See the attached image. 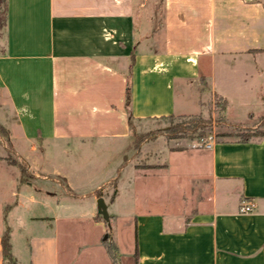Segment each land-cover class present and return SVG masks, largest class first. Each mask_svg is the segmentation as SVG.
Listing matches in <instances>:
<instances>
[{
    "label": "crops",
    "instance_id": "1",
    "mask_svg": "<svg viewBox=\"0 0 264 264\" xmlns=\"http://www.w3.org/2000/svg\"><path fill=\"white\" fill-rule=\"evenodd\" d=\"M215 96L233 121L264 115V0H5L0 9V122L31 153L37 141L112 135L116 122L127 134L133 120L203 112ZM196 150L209 164L210 195L189 214L165 202L132 214L131 264H264V134ZM8 157L0 264L6 229L17 264L94 256L86 244L64 246L62 224L74 216L60 193L88 194L74 175L29 155L22 181ZM106 184L90 192L100 197ZM245 202L256 206L241 211Z\"/></svg>",
    "mask_w": 264,
    "mask_h": 264
},
{
    "label": "rangeland",
    "instance_id": "2",
    "mask_svg": "<svg viewBox=\"0 0 264 264\" xmlns=\"http://www.w3.org/2000/svg\"><path fill=\"white\" fill-rule=\"evenodd\" d=\"M224 108V101L215 96L207 102L203 112L133 120L127 134L121 123L116 122L109 129L112 135L85 140L37 141L32 153L29 144L11 143L8 129L0 122V134L5 136V141H0V153L4 154L0 156H9V162L21 173L22 181L29 179L26 174L24 176L28 165L23 156H40L51 167L58 164L72 173L79 186H83L82 191H87L88 194L77 201H70L69 198L78 195L70 188L60 193L63 194L64 215L74 216L62 224L63 241L65 249L69 246L78 248V243L86 244L95 255L82 254L74 261L64 257V264H117L109 254L111 242L117 246L114 253L118 262L131 264L134 252L132 214L157 209L164 202L174 204L172 211L175 213L189 214L196 204H200L202 194L210 195L213 182L206 176L208 161L195 153L196 149L205 148V140L236 139L264 133V115L253 114L247 121L238 122L228 119ZM196 115L201 116L210 128L198 127L195 131L189 129L182 133L175 129L178 124L186 126L190 117ZM0 116L5 114L0 113ZM154 162L168 163L169 169ZM101 182L107 184L95 193L103 196L108 204L110 224L99 213V197L95 198L90 192ZM3 195L7 197L6 204L12 201L8 190ZM93 214L102 226L95 225ZM106 235L108 239L104 241ZM77 252L76 249L75 254Z\"/></svg>",
    "mask_w": 264,
    "mask_h": 264
},
{
    "label": "trees",
    "instance_id": "3",
    "mask_svg": "<svg viewBox=\"0 0 264 264\" xmlns=\"http://www.w3.org/2000/svg\"><path fill=\"white\" fill-rule=\"evenodd\" d=\"M5 3V0H0V9L3 7ZM175 114H169V116L174 117ZM180 115V114H179ZM191 119L188 120V124L185 126L184 124H178L175 126V129L180 131V133H182V131L185 130H193L195 131L198 127H202V128H210L209 126H207V124L205 123L204 119L201 116H192L190 117ZM2 127V125L0 124V128ZM264 134V133H262ZM249 136L246 137H242V140H247ZM175 149V148H173ZM108 238L104 237V241H106ZM2 245H3V260H4V264H17L18 260L17 257L15 256V254L13 253V249H12V242H11V238H10V230L6 229L5 232L2 235ZM117 249V246L111 242V244L108 247L109 250V254L116 260L117 264H120L116 258V255L114 253V251Z\"/></svg>",
    "mask_w": 264,
    "mask_h": 264
},
{
    "label": "water",
    "instance_id": "4",
    "mask_svg": "<svg viewBox=\"0 0 264 264\" xmlns=\"http://www.w3.org/2000/svg\"><path fill=\"white\" fill-rule=\"evenodd\" d=\"M98 208H99V213L104 217L105 220L109 222L110 220V214L108 210V204L106 203V200L103 196H100L98 198ZM110 224V222H109ZM108 237L107 235L105 238Z\"/></svg>",
    "mask_w": 264,
    "mask_h": 264
},
{
    "label": "built area",
    "instance_id": "5",
    "mask_svg": "<svg viewBox=\"0 0 264 264\" xmlns=\"http://www.w3.org/2000/svg\"><path fill=\"white\" fill-rule=\"evenodd\" d=\"M213 140L214 139L205 140L204 142L205 148H210L213 144ZM255 206L256 204L254 202H245L241 207V211L250 212L255 208Z\"/></svg>",
    "mask_w": 264,
    "mask_h": 264
}]
</instances>
